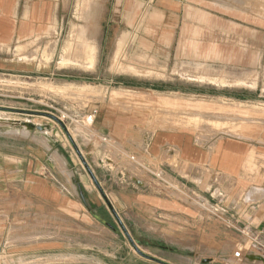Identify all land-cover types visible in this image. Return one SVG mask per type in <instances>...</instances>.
<instances>
[{
    "label": "crops",
    "instance_id": "obj_1",
    "mask_svg": "<svg viewBox=\"0 0 264 264\" xmlns=\"http://www.w3.org/2000/svg\"><path fill=\"white\" fill-rule=\"evenodd\" d=\"M258 5L257 0H110L103 39L107 68L103 73L95 63L80 66L89 80L84 84L94 88L92 81L109 72L113 76L108 87L136 94L130 104L138 109L125 112L110 101L105 109L93 104L99 109L91 124L93 135L114 155L107 157L109 150L102 149L106 157L100 159L101 146L92 142V135L81 133L76 143L90 147L87 158L98 167L100 160H109V170L127 185L147 187L150 175L159 177L158 170L182 187H200L210 175L208 182L225 192L217 204L221 217L233 215L235 224L248 230L263 227L264 113L259 116L256 106L264 105V15L258 14ZM66 8L65 0H0V80L28 78L34 84L52 74L45 49ZM98 41L92 35L88 43L96 49ZM121 48L142 70L153 63V70L146 72L154 77L121 71L119 60L113 67ZM147 107L163 111L157 123L171 126L150 131L156 116ZM64 109L76 122L84 121L83 109L71 104ZM211 113L223 114L225 120L212 121ZM28 116L29 130L0 127V250L9 246L10 235L24 229L30 233L36 219L47 221L43 232L48 234L51 222L66 220L68 212L81 218L80 193L88 191L81 161L62 127L50 117ZM140 154L144 157L138 160ZM137 169L144 174L141 179L134 176ZM224 223L234 247L223 261L264 264L254 249L234 256L237 244L246 239L236 226ZM52 245L49 240L39 248Z\"/></svg>",
    "mask_w": 264,
    "mask_h": 264
},
{
    "label": "rangeland",
    "instance_id": "obj_2",
    "mask_svg": "<svg viewBox=\"0 0 264 264\" xmlns=\"http://www.w3.org/2000/svg\"><path fill=\"white\" fill-rule=\"evenodd\" d=\"M257 1L258 14L264 15V0ZM65 2L66 10L63 11L56 27H52L50 31L49 44L54 46L50 56L52 74L46 79L35 81L34 84L31 83L32 79L2 76L0 106L49 111L60 117L75 142L78 135L83 133L84 136L92 135L94 139L92 142L96 146L98 144L101 146L99 137L93 135L94 127L85 122L77 123L76 117L64 107L69 104L75 105L87 113L93 104L105 109L106 103L110 101L115 107L130 112V109H138L130 104L131 99L135 100L136 94L118 93L109 88L113 76L109 72L92 81L93 88L84 84L89 81L84 78L86 75L84 68L75 65L61 67V55L68 48L65 47L66 44L71 43L73 49L75 48L72 56L76 53L85 54L88 48L86 43L92 35L98 36L99 39L96 43L94 63L103 70V73L107 68L109 56L103 39L107 34L110 0H65ZM123 28L122 26L121 30ZM49 44L45 50L48 49ZM119 56V59L114 61L113 67L117 66L119 60L121 71L154 77V73L146 72L153 70V63H150L149 69L142 70L137 65L138 60L128 57V53H123L122 48ZM81 84H83L82 88ZM88 86L92 88L90 93L84 89ZM65 87L72 89L61 91L60 88ZM147 110L151 115L156 116L148 125L150 131H154L159 126H171L157 123V116L163 111L155 107H147ZM257 110L259 116L263 115L264 105H260ZM62 114H67L72 119H62ZM27 117L29 116L26 114L0 111V127L19 125L18 129H20V124L28 122ZM141 128L143 129V126ZM67 143L71 145L69 139ZM81 148L82 154L128 231L145 253L172 264H241L223 261L230 258L234 244L228 239L224 220L217 207L225 192L221 193L220 189H217V184L208 182L210 175H207L200 187L190 183L182 187L174 177L167 178L160 170L157 171L159 177L150 175L151 180L147 187H142L139 183L122 184L119 176L115 171L109 170L110 167L105 161L102 163L100 160L98 167L96 160L93 163L87 158L89 146L82 145ZM100 149V159L106 157L103 156L102 149L109 150L107 154L111 155L107 157H113L114 152L111 147L102 145ZM116 156L117 159L121 158ZM143 157L140 154L138 160ZM81 174L88 187V191L83 188L80 193L83 198L81 218L78 216L75 218L74 214L68 212L66 220L51 222L50 230L55 233L48 234L43 232L47 221L34 220L30 233L24 229L18 236L10 235L9 246L0 250V264H158L134 251L83 165ZM136 175L138 179L144 176L139 169L135 172L134 176ZM147 197L152 202L146 200ZM59 223H65L66 226H61L59 229ZM59 231L62 232L61 235H58ZM49 240L53 244L49 249L39 248Z\"/></svg>",
    "mask_w": 264,
    "mask_h": 264
},
{
    "label": "water",
    "instance_id": "obj_3",
    "mask_svg": "<svg viewBox=\"0 0 264 264\" xmlns=\"http://www.w3.org/2000/svg\"><path fill=\"white\" fill-rule=\"evenodd\" d=\"M0 111L10 112V113H17V114H26V115H40V116H46V117H50V118L54 119L62 127V129L65 131V133L67 134V137L70 140L71 145L74 148L75 152L77 153V155H78L82 165L84 166L86 172L90 176V178L93 181L95 187L97 188V190L99 191L101 197L103 198L107 208L109 209V211L111 212V214L115 218L116 222L118 223V225L121 228L122 232L124 233L125 237L128 239V241H129L130 245L132 246V248L134 249V251L136 253H138L140 256H142L143 258H145L147 260H150V261H153L155 263H158V264H172V263L167 262V261H165L163 259H160V258H157L155 256L149 255V254L145 253L142 249H140V247L138 246V244L135 242V240L133 239L132 235L128 231L126 225L124 224V222L121 219L120 215L118 214L117 210L115 209V207L113 206L112 202L110 201L109 197L107 196L104 188L102 187V185L99 182L98 178L94 174V172H93L92 168L90 167L89 163L87 162L85 156L82 154V152L79 149V147L77 146L76 142L71 137V135H70L65 123L58 116H56V115H54L52 113H49V112H44V111H34V110L19 109V108H12V107H3V106H0Z\"/></svg>",
    "mask_w": 264,
    "mask_h": 264
},
{
    "label": "bare ground",
    "instance_id": "obj_4",
    "mask_svg": "<svg viewBox=\"0 0 264 264\" xmlns=\"http://www.w3.org/2000/svg\"><path fill=\"white\" fill-rule=\"evenodd\" d=\"M86 2V1H85ZM85 7V6H84ZM69 40V39H68ZM80 41V40H79ZM81 42V41H80ZM52 44V43H51ZM50 45V44H49ZM46 46H48V45H46ZM86 46L88 47L86 50L88 51H86V53H85V51H84V53L85 54H81V55H79V54H77L76 53V55H74V56H72L71 54L73 53V52H75V48L73 49V46H72V44L71 43H69V44H66V50H64V54H62L61 55V61H60V65H61V67H65V66H68V65H75V66H82V67H86V68H91V67H93L94 66V62H95V55H96V49H95V47L91 44V43H86ZM53 49H54V46H53V44L52 45H50L49 47H48V49L47 50H45L47 53H48V55L49 56H51V53H52V51H53ZM18 50V49H17ZM22 54V53H21ZM31 54H33V53H31ZM19 56H20V53L18 54ZM17 55V56H18ZM23 55V54H22ZM27 55V54H26ZM46 55V54H45ZM18 56V57H19ZM29 56V55H28ZM25 57V56H24ZM20 58V57H19ZM28 58V57H27ZM26 58V59H27ZM25 60V59H24ZM203 80V79H202ZM244 85H246V84H244ZM248 86H250V84L248 85ZM255 86V85H254ZM60 89H62L61 91H65V90H69V89H72V88H69V87H65V88H60ZM84 89H86V91H87V93H90L89 91H92V88L90 87V86H88V87H86V88H84ZM74 91V90H73ZM70 93V92H69ZM90 95V94H89ZM87 96V95H86ZM226 103V102H225ZM234 103V102H233ZM237 103V102H236ZM230 104V103H229ZM240 104V103H239ZM228 105V104H227ZM223 106V105H222ZM230 106V105H229ZM232 106V105H231ZM253 107V106H252ZM257 108H258V106H256ZM254 110V109H253ZM198 111V110H197ZM225 112V111H224ZM201 113V112H200ZM227 113H229V112H227ZM190 113H188V115L187 116H190L189 115ZM195 114L196 113H194L193 115L195 116ZM204 114V113H203ZM233 114V113H232ZM192 115V116H193ZM199 115V117H201V119H202V117L203 118H205V116L207 115H202V114H198L197 113V116ZM223 115V114H222ZM221 114H219V115H213L212 116V113H211V115H210V118L212 119V121H219V120H222V119H224L223 118V116H222ZM193 116V117H194ZM208 116V115H207ZM225 116V115H224ZM228 116V115H227ZM229 118H230V116H228ZM228 117H226L227 119H228ZM232 117H233V115H232ZM232 117L230 118L231 120H232ZM206 118H208V117H206ZM205 118V119H206ZM209 118V119H210ZM238 118V117H237ZM204 119V120H205ZM208 119V120H209ZM226 119V120H227ZM225 120V119H224ZM229 120V119H228ZM233 120H234V117H233ZM248 120H250V119H248ZM237 121H240V120H237ZM244 121H245V119H244ZM207 122V121H206ZM199 123H202V122H199ZM25 130H29L31 127H32V125L29 123V122H26V123H24V124H20ZM211 125V124H210ZM21 127V128H22ZM203 127V126H202ZM207 127V126H206ZM243 129V128H242ZM37 130H39V132H40V134H45L46 132L44 131V129L42 130V129H37ZM42 137V136H41ZM42 139H43V137H42ZM50 139V138H49ZM45 140V139H44ZM45 143V142H44ZM113 159V158H112ZM136 177V176H135Z\"/></svg>",
    "mask_w": 264,
    "mask_h": 264
},
{
    "label": "built area",
    "instance_id": "obj_5",
    "mask_svg": "<svg viewBox=\"0 0 264 264\" xmlns=\"http://www.w3.org/2000/svg\"><path fill=\"white\" fill-rule=\"evenodd\" d=\"M98 113H99V109L97 107H92L90 111L83 116L85 117L83 122H85L88 125H91L94 122L95 118L97 117ZM61 117L62 119H66V118L72 119L67 114H62ZM77 122H80V120H77ZM102 140L107 141V138L102 137ZM131 159H134V157L132 156ZM108 161H106L105 163L106 165H109ZM222 217L225 222H228L233 226H236L238 232L241 233L246 239V241L237 244L236 249L234 251L235 257H241V255L244 253L245 250L254 249L258 252L259 255H261L264 258V226L263 227L255 226V229L248 230L240 225L239 226L236 225L235 223L237 222V220L233 215H229L228 217H224L222 215Z\"/></svg>",
    "mask_w": 264,
    "mask_h": 264
}]
</instances>
